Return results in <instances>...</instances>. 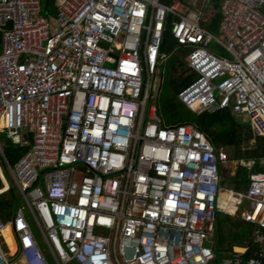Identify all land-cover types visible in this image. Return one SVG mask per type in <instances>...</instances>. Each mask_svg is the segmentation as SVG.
Segmentation results:
<instances>
[{"label":"built area","instance_id":"obj_1","mask_svg":"<svg viewBox=\"0 0 264 264\" xmlns=\"http://www.w3.org/2000/svg\"><path fill=\"white\" fill-rule=\"evenodd\" d=\"M209 1L54 0L50 21L40 0H0V133L26 149L10 166L0 143L21 196L0 219V264H264V171L241 160L246 189H224L227 151L152 103L169 29L195 75L179 101L195 115L229 109L264 137V0H221L215 34ZM217 211L253 224L256 248L216 263Z\"/></svg>","mask_w":264,"mask_h":264},{"label":"trees","instance_id":"obj_2","mask_svg":"<svg viewBox=\"0 0 264 264\" xmlns=\"http://www.w3.org/2000/svg\"><path fill=\"white\" fill-rule=\"evenodd\" d=\"M220 2L221 0H210V8L213 14L207 21L202 22V25L213 34L218 29L220 19L218 9ZM40 13L44 16L55 13L54 0H40ZM177 51L183 55H175ZM161 52L168 57L160 64L159 70L160 68L162 69L166 62L173 58L168 69L171 98H168L165 104L161 106L159 103L157 104L158 113L163 119V122L166 125L178 123L193 124L207 136L214 148L218 149L221 147L225 150L229 148L228 156L230 160H254L255 166L250 172L264 171V166L261 167L258 164L259 159H264V137L254 138L247 124H236L229 109L220 110L213 114L202 113L195 115L179 101L177 98L178 92L194 80L195 75L189 73L187 64L184 61L186 50L177 48L176 41L170 34L169 29H166L163 33ZM172 76L176 78L171 80ZM1 144L3 147V155L10 166H13L26 150L10 146L5 140V137ZM0 160L4 165L5 162H3L4 159L1 153ZM4 168L6 169L5 165ZM219 172L222 186L223 184L226 186L229 185L227 188H232L237 192L246 189L250 172L245 167H238L233 176H229L222 167H220ZM3 187L4 184L0 177V191ZM20 203L21 196L17 186L15 183L12 185L8 183V189L0 193V219L6 220L9 218ZM226 211L228 213L232 211L230 205ZM255 229L257 228L253 224L244 222L238 215H229L217 211L215 234L212 238L213 240L211 239L215 262L219 263L224 257H227L233 246L243 245L246 241L250 240L251 234ZM247 256H250V252L247 253Z\"/></svg>","mask_w":264,"mask_h":264},{"label":"rangeland","instance_id":"obj_3","mask_svg":"<svg viewBox=\"0 0 264 264\" xmlns=\"http://www.w3.org/2000/svg\"><path fill=\"white\" fill-rule=\"evenodd\" d=\"M182 1H187V0H182ZM55 15H56V11H55V13H52V14L48 15V17H50V21H53ZM207 16L208 17L210 16V13H208V11H207V13L204 16L205 19L208 18ZM212 45H214V44H212ZM177 54L180 55V56L183 55L179 51L175 52V55H177ZM172 59H170L168 62H166L164 64V66L162 67V69L160 68V70H159V76L157 75V77L160 80V90L156 94V96L153 97L152 103H154V104H158L159 103L160 106L163 105V104H165V101L168 98H171V95H172L171 94V89H170V86H169V78H168V75H169L168 74V72H169L168 69H169V65L171 64ZM175 78H176L175 76H172L171 77V80L172 79H175ZM157 99H158V102H157ZM234 122L236 124H243V123L246 124L247 123V120L244 117H234ZM3 138H4L3 134L0 133V142L1 143L3 142ZM227 150H228L227 151V153H228L230 151V149L227 148ZM3 162H5V160ZM235 164H236V162H234V161H228L225 165H223L224 168L226 169L225 170L226 173L231 174L232 172H234L235 171V166H236ZM4 165H5L6 169L4 168ZM4 165L2 164V161L0 160V170H1V174L3 176H5L7 182L12 185L14 183V181H13V178H12V176L10 174L9 169H8L7 163L5 162ZM229 184H231V183H229ZM223 186L227 188L229 185L226 186L225 184H223ZM222 193L225 194V195H223V194L222 195L228 197V200H229L230 193L224 192V191H222ZM220 201L222 202V205H223V207L225 208V211H226L228 209L229 203L227 204L226 203V200L224 198H221ZM241 208H243V209L246 208V204H245V206L244 205L241 206ZM30 224H31V227H32L34 233L36 234V237L38 238L39 243L41 244V241H40V238L38 236V233L36 232V227H35L34 223H32V221H30ZM212 240L209 243H206V245L209 246V247H212L211 246L212 245ZM224 258H226V257H224Z\"/></svg>","mask_w":264,"mask_h":264},{"label":"crops","instance_id":"obj_4","mask_svg":"<svg viewBox=\"0 0 264 264\" xmlns=\"http://www.w3.org/2000/svg\"><path fill=\"white\" fill-rule=\"evenodd\" d=\"M206 9V11H205V14L207 13V11H208V13H210V16L207 18V19H205V17H204V21H207L211 16H212V14H213V11L211 10V8H210V1H209V7L208 8H205ZM219 10V9H218ZM261 13L264 15V6L261 8ZM213 48L215 49H217V47H215V46H213ZM184 50H186V49H184ZM187 51V50H186ZM186 56V55H185ZM184 61H185V57H184ZM163 63V62H162ZM190 73V72H189ZM160 85V84H159ZM232 114V113H231ZM244 124V123H243ZM247 124V123H246ZM248 125V124H247ZM2 134V133H1ZM227 151V150H226ZM242 159H235V160H230V161H234V162H236V166H235V171L234 172H232L231 174H229V173H227L229 176H233L234 174H235V172H236V170H237V168L238 167H240L241 166V164H240V161H241ZM261 167H263L264 165H260ZM224 170H226L225 168H224V166H221ZM242 167V166H241ZM222 186V185H221ZM224 189H232V188H226V187H224V186H222ZM219 212H221V211H219ZM223 213V212H222ZM258 229H255L254 231H257ZM254 231L252 232V233H254ZM262 232H264V231H262ZM251 236H252V234H251ZM245 244H247V245H250L252 248H256V246H254L253 244H252V242H251V238H250V240H248V241H246L243 245H245ZM212 248V247H211ZM230 254H231V252L229 253V255L227 256V257H229L230 256ZM226 257V258H227ZM225 259V258H224Z\"/></svg>","mask_w":264,"mask_h":264},{"label":"bare ground","instance_id":"obj_5","mask_svg":"<svg viewBox=\"0 0 264 264\" xmlns=\"http://www.w3.org/2000/svg\"><path fill=\"white\" fill-rule=\"evenodd\" d=\"M228 193H230L229 200H228V197L223 196L222 193H221L220 197H221V198H224V199L226 200V203H227V204L229 203L230 207L232 208V211H231L230 213H233V211H234V207H235V205H236V200H235V198L231 195V192H228ZM220 205H221V207L225 210V208L223 207L221 201H220ZM3 235H4L5 240H6L7 244H8V246H9L10 251H14L13 242H12V240H11V238H10V235H9V231H8V229H6V230L3 232Z\"/></svg>","mask_w":264,"mask_h":264},{"label":"water","instance_id":"obj_6","mask_svg":"<svg viewBox=\"0 0 264 264\" xmlns=\"http://www.w3.org/2000/svg\"><path fill=\"white\" fill-rule=\"evenodd\" d=\"M159 90H160V88H159ZM159 90H158V92H159ZM158 92H157V93H158Z\"/></svg>","mask_w":264,"mask_h":264}]
</instances>
